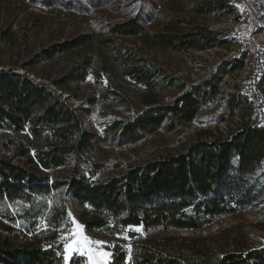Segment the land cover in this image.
Returning <instances> with one entry per match:
<instances>
[{
  "label": "trees",
  "instance_id": "obj_1",
  "mask_svg": "<svg viewBox=\"0 0 264 264\" xmlns=\"http://www.w3.org/2000/svg\"><path fill=\"white\" fill-rule=\"evenodd\" d=\"M32 1L89 7L84 0ZM147 1L152 9L141 6L124 20L42 44L28 59L27 32L20 66L0 69V130L14 133L0 143V264H65L70 212L88 232L118 239L110 243L109 264H264V246L245 242L244 232L219 247L207 237L167 234L204 230L253 208L264 212V53L255 56V73L236 75L254 56L246 44L214 75L189 84L123 41L135 37L181 54L230 48L229 37L196 17L221 22L238 11L228 0H195L187 1L192 15L158 13L162 0ZM0 33L11 40L17 32L10 25ZM57 57L71 60L61 74L37 80L18 70ZM120 78L142 89L126 88ZM90 79L101 90L85 95ZM168 90L174 94L165 101ZM73 99L85 102L74 106ZM221 101L215 122H227L226 129H202L179 138L174 149L125 164L98 157L104 148L148 135L177 137ZM100 106L113 107L121 118L100 122L97 131L86 116ZM110 166L121 169L105 172ZM69 264L90 263L74 254Z\"/></svg>",
  "mask_w": 264,
  "mask_h": 264
},
{
  "label": "rangeland",
  "instance_id": "obj_2",
  "mask_svg": "<svg viewBox=\"0 0 264 264\" xmlns=\"http://www.w3.org/2000/svg\"><path fill=\"white\" fill-rule=\"evenodd\" d=\"M84 1L89 7L83 10L67 8L57 4L46 6L34 5L32 0H0V32L10 27V25H13L17 32L11 40H5L0 33V69L20 66L22 39L23 35L27 32L30 33V37L28 50L25 53L26 59L42 44L46 45L53 40L64 36H71L80 31L100 29L105 23L121 21L130 17L141 6L150 7L147 0ZM187 1L195 0H162L158 13L172 12L177 15H192ZM228 1L238 11V14L232 15L228 20L219 22L211 18H196L204 21L210 29L219 32L220 36L229 37L232 40L230 48H212L181 54L161 46H146L135 37L128 38L123 43L143 53L145 56L160 62L170 73L181 77L192 85L201 83L214 75L219 71L221 63L240 53V49H245V45L247 44L252 48L254 56L246 59L247 65L236 75H250L258 69L259 60L255 56L260 51L264 53V0ZM25 29L27 30L26 32ZM238 36L242 38L239 39ZM70 64L71 60L69 58L57 57L43 62L40 66H33L27 70H18L28 72L31 76H35L37 80H42L43 78L39 77L40 75L48 77L53 74H61L67 70ZM225 79L232 80V76L227 75ZM120 82L126 88L135 87L138 90L142 89V86L124 78H120ZM85 87V95L97 93L101 90L93 79H90ZM228 90L230 89L226 87V91ZM173 94V91L168 90L163 92L162 96L165 101H168ZM71 102L74 106H78L84 103L85 99H73ZM222 102H217L205 109L198 116V120L177 137L171 134L148 135L136 143L104 148V154L98 157L99 159H105L108 165L109 162L113 161L125 164L133 159H142L157 149H174L178 146L177 140L179 138L198 136L202 129L209 128L213 129L214 132L218 128L226 129L228 127L227 122L221 121L218 124L215 122V119L223 110L224 105ZM84 106L87 107V105ZM113 109V107L100 106L95 110L93 116H86V120L91 123V126L95 130L100 131V122L109 118H121V115ZM104 111L111 112L103 114ZM13 135L14 133L0 130V143L11 139ZM16 135H18V138L22 137L19 133ZM203 136L209 137V134H203ZM120 169L110 166L105 169V172L111 173L113 171H120ZM257 209L253 208L222 218L204 230H171L167 234L177 237H187L188 239L207 237V244L212 247H219L217 245L222 243L224 245L228 242L233 243L232 237H238L240 232H244L247 237L244 239L245 242L253 246H264V212H259ZM70 219V225L63 231V236L66 240L65 264H69L74 254L85 255L90 264H94V262L95 264H109L111 258L110 243H114L118 239L116 237L110 238L101 232H88L74 212H70ZM155 234L161 236L164 233L156 231ZM85 237L90 241H101L103 243L86 244L79 252L67 250L68 246L75 249L77 247L76 242L83 241ZM89 249H91V252L88 251ZM105 252L109 254L107 257L103 255Z\"/></svg>",
  "mask_w": 264,
  "mask_h": 264
},
{
  "label": "snow or ice",
  "instance_id": "obj_3",
  "mask_svg": "<svg viewBox=\"0 0 264 264\" xmlns=\"http://www.w3.org/2000/svg\"><path fill=\"white\" fill-rule=\"evenodd\" d=\"M79 227V226H78ZM77 243V247L75 248V249H73L71 246H68V251H73V250H75V251H77V252H79L80 250H81V248L84 246V245H86V244H101V243H103V242H101V241H90V240H88V238H83V241H77L76 242ZM89 252H91V249H89L88 250ZM103 255L105 256V257H107L109 254L108 253H103ZM94 264H95V262H94Z\"/></svg>",
  "mask_w": 264,
  "mask_h": 264
},
{
  "label": "built area",
  "instance_id": "obj_4",
  "mask_svg": "<svg viewBox=\"0 0 264 264\" xmlns=\"http://www.w3.org/2000/svg\"><path fill=\"white\" fill-rule=\"evenodd\" d=\"M243 37V35H241ZM241 36H238L239 39H241L242 37ZM245 37V36H244Z\"/></svg>",
  "mask_w": 264,
  "mask_h": 264
},
{
  "label": "water",
  "instance_id": "obj_5",
  "mask_svg": "<svg viewBox=\"0 0 264 264\" xmlns=\"http://www.w3.org/2000/svg\"><path fill=\"white\" fill-rule=\"evenodd\" d=\"M19 72V71H18ZM21 72V71H20ZM61 92V91H60ZM65 96H68V94H66Z\"/></svg>",
  "mask_w": 264,
  "mask_h": 264
}]
</instances>
